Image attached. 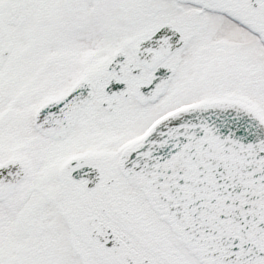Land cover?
Segmentation results:
<instances>
[{
    "label": "snow or ice",
    "instance_id": "snow-or-ice-1",
    "mask_svg": "<svg viewBox=\"0 0 264 264\" xmlns=\"http://www.w3.org/2000/svg\"><path fill=\"white\" fill-rule=\"evenodd\" d=\"M0 264H264V0H0Z\"/></svg>",
    "mask_w": 264,
    "mask_h": 264
}]
</instances>
